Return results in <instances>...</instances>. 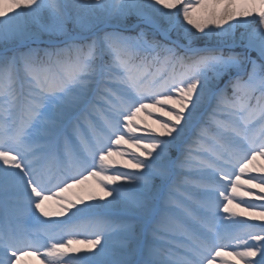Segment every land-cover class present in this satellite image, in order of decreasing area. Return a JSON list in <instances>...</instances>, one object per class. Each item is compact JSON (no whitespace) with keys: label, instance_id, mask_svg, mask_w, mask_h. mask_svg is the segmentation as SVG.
<instances>
[{"label":"snow or ice","instance_id":"snow-or-ice-1","mask_svg":"<svg viewBox=\"0 0 264 264\" xmlns=\"http://www.w3.org/2000/svg\"><path fill=\"white\" fill-rule=\"evenodd\" d=\"M27 257L264 264V0H0V264Z\"/></svg>","mask_w":264,"mask_h":264},{"label":"bare ground","instance_id":"bare-ground-1","mask_svg":"<svg viewBox=\"0 0 264 264\" xmlns=\"http://www.w3.org/2000/svg\"><path fill=\"white\" fill-rule=\"evenodd\" d=\"M144 115H146V114L141 113V116H144ZM149 122H151V121H149ZM74 191H75V189H74ZM26 260L29 261V264H39V262L36 260L35 257H27Z\"/></svg>","mask_w":264,"mask_h":264},{"label":"rangeland","instance_id":"rangeland-1","mask_svg":"<svg viewBox=\"0 0 264 264\" xmlns=\"http://www.w3.org/2000/svg\"><path fill=\"white\" fill-rule=\"evenodd\" d=\"M159 67V66H158ZM148 71H150V72H155V71H157V68L156 67H153V68H151V69H148ZM141 115V114H140ZM81 239H83V237H80Z\"/></svg>","mask_w":264,"mask_h":264}]
</instances>
